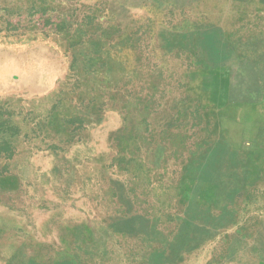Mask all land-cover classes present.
<instances>
[{"label": "rangeland", "instance_id": "374dc122", "mask_svg": "<svg viewBox=\"0 0 264 264\" xmlns=\"http://www.w3.org/2000/svg\"><path fill=\"white\" fill-rule=\"evenodd\" d=\"M0 264H264V0H0Z\"/></svg>", "mask_w": 264, "mask_h": 264}, {"label": "bare ground", "instance_id": "6f19581e", "mask_svg": "<svg viewBox=\"0 0 264 264\" xmlns=\"http://www.w3.org/2000/svg\"><path fill=\"white\" fill-rule=\"evenodd\" d=\"M258 53V52H257ZM253 59V58H252ZM253 61V60H252ZM255 69V68H254ZM239 135V134H238ZM240 136V135H239Z\"/></svg>", "mask_w": 264, "mask_h": 264}]
</instances>
